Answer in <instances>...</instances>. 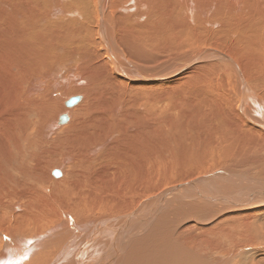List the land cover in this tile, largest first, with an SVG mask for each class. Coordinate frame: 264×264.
<instances>
[{"label":"bare ground","instance_id":"bare-ground-1","mask_svg":"<svg viewBox=\"0 0 264 264\" xmlns=\"http://www.w3.org/2000/svg\"><path fill=\"white\" fill-rule=\"evenodd\" d=\"M0 264H264V0H0Z\"/></svg>","mask_w":264,"mask_h":264},{"label":"rangeland","instance_id":"rangeland-1","mask_svg":"<svg viewBox=\"0 0 264 264\" xmlns=\"http://www.w3.org/2000/svg\"><path fill=\"white\" fill-rule=\"evenodd\" d=\"M111 30H112V29H111ZM112 31H113V30H112ZM110 42H111V39H110ZM111 44H112V43H111ZM214 50H215V49H213V50H211V51H214ZM125 52H126V53H125ZM123 53L125 54V56L123 55ZM119 55H120V57L123 56V57H125L126 59H128V57H126V56H127V51H125L124 48L121 49ZM121 60H122V59H121ZM130 60H131V59H129V61L127 60L128 62L125 61V60H122V62H123V64H125V65L127 64V67L129 66L128 64H130L131 67H134V66H132V65H135V64H136V63H134L135 61L133 62V60H132V61H130ZM218 61H219V60H218ZM125 62H126V63H125ZM130 62H131V63H130ZM209 62H212V61H209ZM213 62H214V61H213ZM228 67H229V69H230V71H229L228 73H225V72L222 70V68L220 67V69H221V70H220V71H221L220 74H221V75H220V74L218 75V73H217V76H219L220 78L217 77V76L215 75L216 73H214V74L212 73V75L214 76L213 79H212V75H211V73L209 74V72H207V70H206L205 73H207L209 77H208V78H207V77H204L205 73L203 72L202 74H204V75L201 74V80H200V81H202L201 84H205L204 82H206V84H209V82H210V84H213V83H214V84H224V83L226 84V82H227V80H228L229 83L227 82V84H232V85H230L232 88L229 87L227 90L233 95V97H234L235 100H236V99H238V97H239V96L237 95L239 92H238L237 89H236L237 86H235L234 84H237V82H238L239 80H238V79H237V80L235 79V78H238V76H237V74L235 73V71H234V70H231L232 68H231L229 65H228ZM134 68H135V67H134ZM135 70L138 71L137 69H134V71H135ZM216 70H218V69H216ZM136 71H135V74H136ZM138 72H139V71H138ZM132 73H133V72H132ZM207 74H206V75H207ZM226 74L228 75V76H227L228 79H227V78L225 79ZM206 75H205V76H206ZM224 75H225V76H224ZM210 76H211V77H210ZM202 77H203V78H202ZM222 77H223V78H222ZM203 79H204V81H203ZM207 79H208V80H207ZM209 79H212L213 82H212V80L209 81ZM214 79H215V80H214ZM218 79H219V80H218ZM231 80H232V82H230ZM235 81H236V82H235ZM215 82H217V83H215ZM233 85H234V86H233ZM247 88H248L249 91H251V89H250L249 87H247ZM262 88H263V87H262ZM231 91H232V92H231ZM237 92H238V93H237ZM251 92H252V91H251ZM79 94H80V93H78V94H76V95H73V96H71V97L80 96L81 98H83V96H82V95H79ZM236 95H237V96H236ZM71 97H69V98H71ZM69 98H68V99H69ZM68 99H65V100L67 101ZM65 100H64V102H66ZM81 101H82V100H81ZM81 101H80V102H81ZM261 101H263V100H261ZM64 102H63V107L65 108V106H64ZM80 102H79V103H80ZM79 103H78V104H79ZM75 106H76V105H75ZM73 107H74V106H73ZM61 115H62V114H61ZM57 121H58V120H57ZM232 167H234V169H237V167H235V166H232ZM212 168H213V166H210V168H208V172H209V169L211 170ZM176 169H177V168H176ZM173 170H175V169H173ZM204 170L206 171V169H204ZM214 170L217 172L218 169H215V168H214L213 171H214ZM221 170H222V169H219L218 171H221ZM202 171H203V170H202ZM202 171H201V173H202ZM205 171H203V172H205ZM215 171H214V172H215ZM240 171H241V170H240ZM208 172H207V173L205 172V174H210V173H208ZM210 172L213 173L212 170H211ZM224 172H225V171H224ZM233 172H234V171H233ZM173 173H175V171H173V172L171 173V175H173ZM197 174H200V173L197 172ZM202 174H203V173H202ZM249 174L251 175V172H249ZM194 175H195V173H194ZM203 175H204V174H203ZM195 176H196V177H199L200 175H199V176L195 175ZM160 178L163 179V177H160ZM242 178H244V177H242ZM245 178H246V177H245ZM217 179L219 180V181H218L219 183H222V182L224 181V179L222 180L221 176H220V178L217 177L216 180H217ZM232 181H233V180H232ZM232 181H231V182H232ZM223 183H225V181H224ZM160 184H161V186H162L163 188L165 187V184H164L163 182H160ZM161 186L159 185L160 190L162 189ZM231 188H232V186H231V187H228L227 189L230 190ZM243 190H244V188L238 190V192H237V191H234V192H231V193H229V194H230L231 196H232V195L235 196V195L239 194L240 192H243ZM239 191H240V192H239ZM236 192H237V193H236Z\"/></svg>","mask_w":264,"mask_h":264},{"label":"water","instance_id":"water-1","mask_svg":"<svg viewBox=\"0 0 264 264\" xmlns=\"http://www.w3.org/2000/svg\"><path fill=\"white\" fill-rule=\"evenodd\" d=\"M80 101H81V97H80V96H77V97H71V98H69V99L65 102V106H66L67 108H71V107L77 105ZM67 121H68V117H67V115L63 114V115H60V116L58 117V121H57V123H58V125L60 126V125L65 124Z\"/></svg>","mask_w":264,"mask_h":264}]
</instances>
